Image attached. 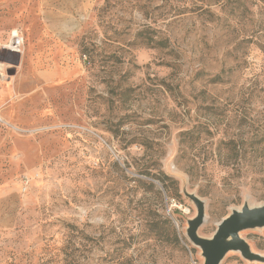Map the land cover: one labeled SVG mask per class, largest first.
<instances>
[{
  "label": "rangeland",
  "instance_id": "1",
  "mask_svg": "<svg viewBox=\"0 0 264 264\" xmlns=\"http://www.w3.org/2000/svg\"><path fill=\"white\" fill-rule=\"evenodd\" d=\"M194 199L264 204V0H0V264H203Z\"/></svg>",
  "mask_w": 264,
  "mask_h": 264
},
{
  "label": "water",
  "instance_id": "2",
  "mask_svg": "<svg viewBox=\"0 0 264 264\" xmlns=\"http://www.w3.org/2000/svg\"><path fill=\"white\" fill-rule=\"evenodd\" d=\"M197 216L189 221L187 236L189 240L202 251L203 264H219L228 250H239L246 258L261 259L264 257L249 251L247 244L238 237V232L243 229L264 226V204L249 206L243 204L239 209H232L217 224L216 230L209 238L197 234V228L204 221L203 206L198 199Z\"/></svg>",
  "mask_w": 264,
  "mask_h": 264
},
{
  "label": "trees",
  "instance_id": "3",
  "mask_svg": "<svg viewBox=\"0 0 264 264\" xmlns=\"http://www.w3.org/2000/svg\"><path fill=\"white\" fill-rule=\"evenodd\" d=\"M186 132H188V131H186ZM152 177L159 181L161 188L164 189L165 191H167V189H168V183L166 181H169V180L173 181V180H171V178L167 174H165L163 172H161L157 175L152 174Z\"/></svg>",
  "mask_w": 264,
  "mask_h": 264
},
{
  "label": "built area",
  "instance_id": "4",
  "mask_svg": "<svg viewBox=\"0 0 264 264\" xmlns=\"http://www.w3.org/2000/svg\"><path fill=\"white\" fill-rule=\"evenodd\" d=\"M22 43H23V37L18 32H16L14 35L12 34L10 40L11 50L19 49Z\"/></svg>",
  "mask_w": 264,
  "mask_h": 264
},
{
  "label": "bare ground",
  "instance_id": "5",
  "mask_svg": "<svg viewBox=\"0 0 264 264\" xmlns=\"http://www.w3.org/2000/svg\"><path fill=\"white\" fill-rule=\"evenodd\" d=\"M16 33V31L13 32V35ZM236 209H239V208H236ZM205 219V218H204Z\"/></svg>",
  "mask_w": 264,
  "mask_h": 264
}]
</instances>
